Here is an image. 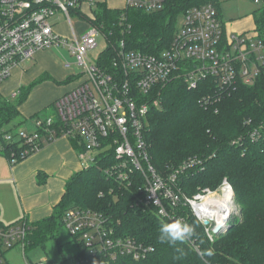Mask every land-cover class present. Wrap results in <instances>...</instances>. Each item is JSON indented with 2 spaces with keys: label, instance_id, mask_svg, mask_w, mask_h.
I'll return each instance as SVG.
<instances>
[{
  "label": "built area",
  "instance_id": "built-area-1",
  "mask_svg": "<svg viewBox=\"0 0 264 264\" xmlns=\"http://www.w3.org/2000/svg\"><path fill=\"white\" fill-rule=\"evenodd\" d=\"M163 1L125 0V6L151 12L160 10ZM253 2L264 5V0ZM85 4L91 6L93 1L0 0V86L14 68L34 60L37 52L55 47L67 48L78 66L84 68L70 75L74 87L55 101V117H33L31 128L19 129L15 135L12 131L16 126L0 130V154L6 153L14 165L19 161L13 151L15 145L20 149V160H24L56 139L74 140L82 169L108 161L109 157L111 163L105 169L109 177L128 185L134 177H140L144 192L140 202L154 207L168 223L177 219L190 225L192 220L201 223L206 237L213 241L212 230L219 224L213 211L218 206L217 198H224L225 191L229 190L233 206L230 217L239 215L233 190L223 180L214 191L204 189L191 196L182 191L180 176L201 164L196 157L166 176L155 171L144 137L149 104L143 96L176 79H182L189 88L207 79L220 88L252 85L260 67H264V45L250 35L226 33L217 9L205 4L185 11L169 47L159 53L127 50L125 40L120 39L112 45V64L104 60L103 52L91 61L89 52L97 47V37L102 35L106 40V36L82 18ZM86 16L95 19L91 13ZM60 18L65 19L70 37L58 33ZM71 19L82 23L80 31H75ZM120 25L123 31H129L123 19ZM206 220L209 224L205 226ZM63 227L83 242L85 252L98 250L110 257L126 255L138 261L148 250L130 238H113L115 232L107 220L90 210L66 212ZM30 232L25 222L0 227V264H9L5 258L8 251L17 246L24 249ZM186 241L197 249L195 230Z\"/></svg>",
  "mask_w": 264,
  "mask_h": 264
},
{
  "label": "trees",
  "instance_id": "trees-1",
  "mask_svg": "<svg viewBox=\"0 0 264 264\" xmlns=\"http://www.w3.org/2000/svg\"><path fill=\"white\" fill-rule=\"evenodd\" d=\"M205 4H212L220 14V0H164L160 10L151 12L126 6L110 9L99 3L91 11L94 20L86 15L82 18L105 34L109 47L102 57L112 64V45H117L118 40H125L127 50L157 54L173 40L178 17L189 8ZM251 18L253 29L239 34L250 35L264 45V5ZM122 19L125 26H130L127 32L120 25ZM224 30L228 32L227 23ZM48 79L49 76L41 75L30 85L20 87L15 102L0 94V130L11 126V121L21 115L20 107L34 86ZM52 82L61 86L72 84L73 79ZM143 98L149 104L144 137L155 171L166 176L189 158L200 159V165L180 176L181 190L189 196L204 189L214 191L226 180L240 210L239 215L231 216L230 229L210 241L203 225L192 220L197 249L186 240L176 246L161 243L159 228L168 222L157 215L154 207L140 202L144 194L141 178L134 177L128 185L109 177L105 169L111 159L107 157L108 161L81 169L65 182L60 202L50 216L33 223L21 221L31 228L24 256L27 249L44 247L48 239L56 240L64 214L81 209L105 218L115 232L113 238H130L148 250L145 258L138 261L126 255L110 257L98 250L85 252L83 242L71 236L79 249L72 258L73 264H264V67H260L252 85L220 88L207 79L189 88L182 79H176ZM42 110L26 119L38 117ZM70 141L77 146L74 140ZM13 151L18 162L22 161L19 147L13 146ZM2 156L13 166L6 153ZM37 180L44 181L40 173ZM0 227L6 226L0 221ZM176 247L182 248L184 255ZM209 249L213 252L211 257L206 255Z\"/></svg>",
  "mask_w": 264,
  "mask_h": 264
},
{
  "label": "rangeland",
  "instance_id": "rangeland-1",
  "mask_svg": "<svg viewBox=\"0 0 264 264\" xmlns=\"http://www.w3.org/2000/svg\"><path fill=\"white\" fill-rule=\"evenodd\" d=\"M93 1L95 3L88 8L89 10L90 8L94 9L96 3H104L108 8L111 9H122V2L119 0ZM259 6L260 5L255 4L253 0H220V14L224 21H233L231 26H229L230 31L238 32L239 28H244L245 31H248L253 29V23L250 18ZM53 20L56 21L57 19L54 18ZM71 20L72 26L75 31H80L82 23L77 21L76 19ZM180 20L181 17H178L177 22L179 23ZM64 21V18H60L58 20L59 26L57 30L62 34V36L66 37L69 35V33L63 23ZM96 42L97 47L89 52V59L91 61L96 60L99 53L103 52L107 48V42L102 35H99L97 37ZM63 64H69V67L63 68ZM20 69L30 76L37 74L39 71H42L40 74L35 75L32 80L28 79V81L31 80L28 85L36 81L41 75H47L49 76V79L34 86L35 89L33 90L32 95L20 108L21 115L11 121L10 125L16 126L12 131V134L14 135L18 133L19 129H22L24 127L31 128V121L30 119L26 120L25 113L28 105L29 107H33L31 109H34L38 104L41 105L45 103L47 100L53 97L56 92H59V90H57V87L61 86H58L57 84L52 82V80L61 82L70 77V75L80 73L84 70L83 67L78 66L75 57H73L69 53L67 48L56 47L47 50L41 55H38L34 60L25 61L20 65ZM52 84H54L55 86H53ZM6 100L15 102L16 97H14L13 95L8 96L6 97ZM55 115L56 110L53 105L51 107L46 106L38 117L43 118ZM6 169H9V164L7 160L2 155H0V176ZM11 184L13 185V183L0 182V204H2L5 208H8L12 202L13 204L17 203ZM78 252L79 249L76 242L72 241L71 236L62 226L58 232V235H56V240H46L44 243V247L36 246L33 248H29L26 251V256H24L23 249L20 246H17L14 249L8 251L5 254V258L7 259L9 264H60L61 262H63L62 264H73L72 258H74V256H76Z\"/></svg>",
  "mask_w": 264,
  "mask_h": 264
},
{
  "label": "crops",
  "instance_id": "crops-1",
  "mask_svg": "<svg viewBox=\"0 0 264 264\" xmlns=\"http://www.w3.org/2000/svg\"><path fill=\"white\" fill-rule=\"evenodd\" d=\"M119 1L122 2L121 8H124L125 0ZM94 3L95 2L93 1V4ZM89 7L90 6L88 4L83 6L85 15L87 13H91V11L94 10L91 8L89 10ZM220 17L224 23H227L228 32H232L229 30V26H231L233 21H224L221 14ZM250 19L252 21V18ZM63 23L69 33L66 23ZM58 26L59 24L57 25L56 29ZM243 31H245L244 28H239L238 32L234 33H241ZM58 33L61 34L60 32ZM66 37H70V33ZM47 50L49 49L37 52L36 57L43 54ZM62 66L65 68L64 64ZM41 72L42 71H39L35 75H38ZM26 74L27 73H24L20 67L14 68L10 78L1 84L0 94L3 97L12 96L20 87L28 85L35 75L30 76ZM28 79L31 80L28 81ZM72 84L61 85V87L56 86L59 92H56V94L45 103L41 105L38 104L39 106L37 105V107L34 109H31L33 107H29L28 105L25 112L26 117L38 113L46 106L52 104L64 93L72 89L74 87V84ZM52 85L55 86L54 84ZM34 89L35 88H33V90ZM33 90L30 92L28 98L32 95ZM26 102L27 100L24 102V104ZM78 151L79 148L75 146V144L69 139L59 138L40 149L33 155L20 162H17L13 166L8 163L10 170L6 169L4 171V173L0 176V182L13 183V185H11L17 203L13 204L12 202L8 208H5L2 204H0V221L2 224L4 226H9L20 223L24 220L33 223L50 216L60 202L61 196L64 192L65 182L74 173L82 169L81 162L77 155ZM38 173H40L41 177L44 178V181L41 183H39L37 180ZM55 175L58 176V179Z\"/></svg>",
  "mask_w": 264,
  "mask_h": 264
},
{
  "label": "clouds",
  "instance_id": "clouds-1",
  "mask_svg": "<svg viewBox=\"0 0 264 264\" xmlns=\"http://www.w3.org/2000/svg\"><path fill=\"white\" fill-rule=\"evenodd\" d=\"M193 235L194 227L177 219L171 223H164L160 226L158 239L161 243L176 246L177 242L182 243L186 239L191 238ZM176 251L180 255H184V250L182 248L176 247ZM206 255L211 257L213 255L212 250H206Z\"/></svg>",
  "mask_w": 264,
  "mask_h": 264
},
{
  "label": "bare ground",
  "instance_id": "bare-ground-1",
  "mask_svg": "<svg viewBox=\"0 0 264 264\" xmlns=\"http://www.w3.org/2000/svg\"><path fill=\"white\" fill-rule=\"evenodd\" d=\"M229 196H230V192L229 190H227L225 191L224 198H217L216 203L218 204V206L216 207V210L213 211V215L217 218V222L219 224L223 223L226 215L231 213L233 210V206Z\"/></svg>",
  "mask_w": 264,
  "mask_h": 264
},
{
  "label": "water",
  "instance_id": "water-1",
  "mask_svg": "<svg viewBox=\"0 0 264 264\" xmlns=\"http://www.w3.org/2000/svg\"><path fill=\"white\" fill-rule=\"evenodd\" d=\"M230 219H231L230 214H227L226 217L224 218L223 223L217 224L216 226H214L212 230L214 237H218L221 234L226 233L230 229V225H229ZM203 224L206 226L209 224V222L206 220L203 222Z\"/></svg>",
  "mask_w": 264,
  "mask_h": 264
}]
</instances>
